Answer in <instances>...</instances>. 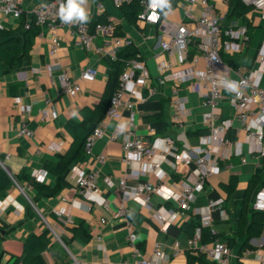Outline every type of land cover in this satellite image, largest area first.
Instances as JSON below:
<instances>
[{"label":"crops","instance_id":"1","mask_svg":"<svg viewBox=\"0 0 264 264\" xmlns=\"http://www.w3.org/2000/svg\"><path fill=\"white\" fill-rule=\"evenodd\" d=\"M22 1L23 14L31 20V11L47 0ZM212 1L215 3L216 12L222 18L223 27L232 23L248 27L250 41L239 42V46L232 51H222V57L233 69L240 68L242 73L249 72L256 63L264 40L262 13L252 9L245 15L229 17V0ZM98 2L103 3V10L98 9ZM87 10L92 17L105 15L119 27L117 34L130 36L146 61L151 58L156 60L159 75L152 76L150 73V78L144 85L139 86L136 95L125 94L124 104L120 107L122 117L118 120L106 118L104 136L95 142L91 154H85L84 149L83 156L66 170L62 177L61 191L54 197H38V191L26 181V176L33 177L34 172L46 171L40 182L48 186L55 185L56 176L48 171L46 162H56L58 155L70 149L76 138L74 124L91 126L94 111L103 105L105 99L108 100L114 61L107 54H97L79 45L72 26H58L52 30L46 25L38 26L39 33L33 38L30 59H25L10 71H6L0 61V164L14 181V186L7 189L0 198V260L7 264H23L19 258L23 255L24 241L28 235L35 233L51 239L49 248L42 252L47 264H124L126 261L132 263L135 258L128 235L134 231L138 236L137 246L143 253L151 255L157 243L162 245L167 259L161 264H189L190 255L195 253L190 245L193 236L189 237L183 230V224L190 221L194 214H182L167 232H163L151 219L152 208L142 206L136 201L129 200L125 203L128 210L125 216H117L114 213L122 204L119 181L132 169L141 171V174L138 179L128 178L127 185L134 186L138 182L157 183L156 176L148 171L147 164H136L130 168L124 161L123 132L132 109L135 113V135L153 141L158 137L177 138L183 134L185 142L194 152L198 153L199 149L205 146L204 137L209 132L198 135L190 133L209 130L203 121V113L206 111L203 97L189 82L181 85L180 95L187 99L189 114L184 126L179 127L172 119V90L177 84V79H165L166 74L189 67L200 71L205 63L201 59L194 65L183 60L179 50L170 54L160 47L156 48L160 36L168 34L174 24L188 19L184 17L178 5L166 11L167 15L166 12L163 13L166 26L148 23L139 18L135 23H130L111 0H88ZM0 22L3 26L0 28V34L2 30H15L20 26V19L11 15L0 14ZM189 24L192 27L195 25L193 22ZM54 38L58 41V50L52 54L51 44ZM95 42L102 45L104 38L98 35ZM165 64L172 66L166 73L159 70ZM90 67L97 69L95 80L83 81L82 90L76 96L65 94L59 75L67 71L73 78L78 79L81 73ZM230 77L237 78L233 72ZM152 86L157 88L153 95L149 91ZM46 98H52L55 102L59 112L55 119L42 118L41 108L44 107ZM128 102L132 103V109L127 106ZM223 108L225 116L233 118V128L230 132L232 139L244 142L242 123L234 117V111L228 101L223 103ZM24 125L33 131V136L19 135L18 130ZM115 131H118L119 135L112 140L110 136ZM233 151V146L222 149L220 153H223L224 157L220 160V172L208 178L194 203V208L206 210L211 201L223 198L222 208L217 207L211 211L212 226L203 230L210 233L212 229L215 230L218 235H222L220 239H234L235 245L232 248L236 257L233 264H238L237 258H240L243 264H260V260H264V229L260 237L249 241L254 247L251 248L250 254L245 255L244 250L241 251L244 239L236 233V227L240 223L248 195L249 208L253 210L252 200L255 192L264 185V164L258 156L248 154L247 162L243 163L242 158L235 156ZM226 153L231 154L226 156ZM102 155L105 157L103 163L99 162V156ZM169 159L171 160L170 156ZM162 168L167 174L164 180L166 187L177 189L182 179L181 174L172 171L168 163ZM78 169L98 170V186L102 196L109 201L112 212L99 204H90L80 194L76 175ZM17 176L21 178L20 181ZM255 176H259L258 184L249 192L250 182ZM108 178L112 179V184L106 182ZM151 204L153 208L174 207V204L166 202L161 194L153 195ZM102 218L106 219L105 223L101 222ZM80 224H83L90 235L87 241L73 237L70 228ZM54 232L61 236L62 241ZM201 241L204 242L202 231Z\"/></svg>","mask_w":264,"mask_h":264},{"label":"built area","instance_id":"2","mask_svg":"<svg viewBox=\"0 0 264 264\" xmlns=\"http://www.w3.org/2000/svg\"><path fill=\"white\" fill-rule=\"evenodd\" d=\"M111 1L119 8L132 0ZM140 1L144 6V10L139 15L140 20L162 26L167 25L159 6L153 5L149 0ZM242 2L260 11L264 18V0H242ZM64 3L66 0H47L37 5L31 11L35 24L37 26H49L52 30L58 26H72V31L79 45L97 54H107L112 61L118 58V54L123 48L134 44L130 36L116 33V26L113 22H97L91 28L89 21L93 17L89 16L87 23H62L59 18V9ZM22 5V0H0V14L11 15L20 19L23 13ZM177 5L188 21L174 24L172 30L165 35L166 37L163 35L159 37L156 48L160 47L170 54L174 50H179L183 60L197 65L202 59L205 66L200 71H195L193 67H189L165 75V79L172 77L177 79V84L172 90V119L177 126H184L189 110L186 107L187 99L180 95V87L189 82V85L194 90L199 91L203 97V105L206 108L203 113V121L209 128V133L204 137L205 146L200 148L198 153L194 152L190 145L185 142L183 134L177 138L164 136L153 141H147L135 135V113L132 109V103L128 102L127 106L132 111L127 127L123 132L124 161L130 168L136 164H147L148 171L156 176L157 183L138 182L134 186L127 185L128 178L138 179L141 174V171L132 169L126 177L119 181L122 204L114 213L117 216H125L128 212L125 203L129 200L136 201L142 206L152 208L151 219L158 224L163 232H167L177 217L191 212L199 216L200 219V225L190 239L191 248L194 249L195 253L205 254L206 258L215 264H233L236 255L234 249L225 240L215 237L210 243L201 241L202 229L212 226L211 211L217 207L222 208L224 199L211 201L206 210L194 208V203L208 178L220 172V160L224 157V154L220 152L223 148L233 146V154L241 157L243 163L247 162L245 154L247 151L248 155L258 156L264 164V40L258 51L255 65L249 72L242 73L240 68L233 69L224 61L222 51H232L239 46V42L250 41L248 27L234 23L223 27L222 18L216 12L215 3L212 0H179ZM97 7L99 10L104 9L101 2L97 3ZM191 22L195 24L193 27L189 24ZM2 27L0 22V28ZM28 27L26 25V28ZM98 35L104 38L102 45L95 42ZM57 50L58 41L54 38L51 44V53L55 54ZM171 67V64H165L159 70L166 73L171 70ZM232 72L236 74V79L230 77ZM96 75L97 69L90 67L84 70L78 79L73 78L67 71H63L59 75V80L65 94L76 96L82 90V82L93 81ZM149 78L150 71L147 61L138 53L135 58L128 61L120 74L119 86L111 96L104 120L87 138L85 154H91L95 142L104 136L106 118L118 120L122 117L120 107L124 104L125 94L136 95L139 86L144 85ZM228 81L238 84V89L228 90L225 87V82ZM149 91L153 95L157 92V88L152 86ZM226 101L233 109L234 117L242 123V130L245 133L244 142L234 141L230 135L233 128V118L224 114L223 103ZM58 114L54 100L46 98L45 105L41 108L42 118L55 119ZM18 133L19 135L33 136V131L25 125L19 128ZM118 135L119 132L115 131L110 138L115 140ZM230 154L226 153L225 155L229 156ZM104 161L105 157L99 156V162L103 163ZM167 163L172 171L181 174L182 177L180 186L175 190L167 188L164 184L167 174L162 166ZM45 174L46 171L34 172L33 177L40 182ZM76 175L80 194L90 204H99L107 211L112 212L109 201L102 196L98 186V170L78 169ZM106 182L112 184V179L108 178ZM155 194H161L164 200L172 202L174 207L159 206L153 208L151 199ZM252 209L264 212V185L256 190L252 200ZM222 212L225 214L224 210ZM101 222L105 223L106 219L102 218ZM211 232L213 235H218L213 229ZM54 235L62 241L61 236L55 232ZM137 239L136 232L129 233L128 240L135 260L132 263L126 261L124 264H161L167 259L160 243L156 244L153 254L147 255L137 246ZM176 246H178L177 243ZM251 251V248H246L244 254L248 255ZM74 261L77 262L76 259ZM260 264H264V260H260Z\"/></svg>","mask_w":264,"mask_h":264},{"label":"trees","instance_id":"3","mask_svg":"<svg viewBox=\"0 0 264 264\" xmlns=\"http://www.w3.org/2000/svg\"><path fill=\"white\" fill-rule=\"evenodd\" d=\"M179 0H170V9H174ZM126 19L130 23H135L139 18V15L144 10V6L140 0H132L119 7ZM253 9V6L246 5L242 0H229L228 16H240L245 15ZM162 13L168 11V9H161ZM97 22H111L105 15H96L91 21H89L92 28ZM26 25L29 27L26 28ZM119 27H116V33H118ZM39 33V27L35 24L34 19L28 20L22 13L20 18V26L18 29L2 30L0 34V61L3 62L5 70L10 71L13 67L22 64L25 59H30V51L32 48V41L36 34ZM137 47L132 44L123 48L118 58L113 62V67L110 74V83L108 87V100L105 99L102 106L96 109L91 116V126H85L81 124H74L76 130V138L74 139L70 149L64 154L58 155L56 162H46L48 171H51L56 176V183L54 186H48L38 182L32 176H26V181L31 183L38 191V197H54L62 189V177L66 170L75 162H77L84 154L85 144L89 135L105 118V113L108 109L111 96L117 90L119 86V76L126 67L128 61L135 58L138 54ZM208 129L198 130L190 132L191 134H204L208 133ZM20 181L21 178L17 176ZM259 176L252 178L249 186V192L257 186ZM14 186V181L8 172L0 164V198L5 194L7 189ZM229 188L231 185H228ZM250 215V216H249ZM200 225L199 216H192L190 221L183 224V230L192 237L196 228ZM74 238L80 237L84 240H89L90 235L84 228L83 224L70 228ZM264 229V212L251 210L249 208V195L246 198L240 223L236 227V233L244 239L241 244V251L246 248H253L250 244L252 238L260 237ZM202 236L204 242L214 240L215 237H221L222 235H213L212 233L202 229ZM223 239V238H222ZM227 239V240H226ZM228 245L233 247L235 241L233 238H226ZM51 245L50 237L46 235H37L31 233L28 235L23 245V255L19 258L23 264H47L42 257V252L49 248ZM238 264H243L240 258H237ZM0 264H7L0 260ZM189 264H215L209 261L205 254L198 252L190 255Z\"/></svg>","mask_w":264,"mask_h":264},{"label":"clouds","instance_id":"4","mask_svg":"<svg viewBox=\"0 0 264 264\" xmlns=\"http://www.w3.org/2000/svg\"><path fill=\"white\" fill-rule=\"evenodd\" d=\"M88 0H66L59 9V18L62 23H87L89 21V12L87 10ZM153 5L159 6L162 10H170V0H151ZM167 15V12L165 13ZM225 87L232 91L238 89L239 85L235 82H225ZM123 126H121L122 128Z\"/></svg>","mask_w":264,"mask_h":264},{"label":"water","instance_id":"5","mask_svg":"<svg viewBox=\"0 0 264 264\" xmlns=\"http://www.w3.org/2000/svg\"><path fill=\"white\" fill-rule=\"evenodd\" d=\"M147 66L152 76L159 75L158 64L154 58H151L147 61Z\"/></svg>","mask_w":264,"mask_h":264},{"label":"rangeland","instance_id":"6","mask_svg":"<svg viewBox=\"0 0 264 264\" xmlns=\"http://www.w3.org/2000/svg\"><path fill=\"white\" fill-rule=\"evenodd\" d=\"M245 154H247V151L245 152ZM249 160H251V159L249 158Z\"/></svg>","mask_w":264,"mask_h":264}]
</instances>
